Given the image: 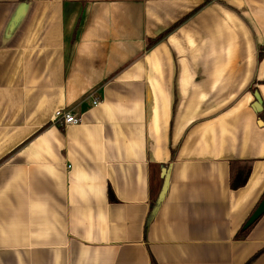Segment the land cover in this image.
<instances>
[{"label":"crops","instance_id":"crops-1","mask_svg":"<svg viewBox=\"0 0 264 264\" xmlns=\"http://www.w3.org/2000/svg\"><path fill=\"white\" fill-rule=\"evenodd\" d=\"M263 116L264 0H0V264H264Z\"/></svg>","mask_w":264,"mask_h":264},{"label":"trees","instance_id":"trees-1","mask_svg":"<svg viewBox=\"0 0 264 264\" xmlns=\"http://www.w3.org/2000/svg\"><path fill=\"white\" fill-rule=\"evenodd\" d=\"M182 21L183 20H181V22ZM181 22L175 23L173 26H171L170 28H168L167 30H165L164 32L159 34L157 37L149 40L148 43H147V47H151L156 42L160 41L167 33L172 31L173 29H175ZM250 172H251V167L249 165L243 164L240 161L231 162L230 163V176H229V186H230V188L232 190H236V189H239V188L243 187L245 185V183L247 182V180H248ZM108 196H109L110 200H112V201L115 200L114 195H113V193H112V191L110 189H108ZM263 196H264V194H263ZM263 196H262V198H263ZM262 198H261V200H262ZM260 201H259V203H260ZM258 204H257V206H258ZM255 222H253L251 225H249L246 228H244V225H243L241 227V229L239 230V233H238L237 237L243 238L248 233L249 229L255 224Z\"/></svg>","mask_w":264,"mask_h":264},{"label":"water","instance_id":"water-1","mask_svg":"<svg viewBox=\"0 0 264 264\" xmlns=\"http://www.w3.org/2000/svg\"><path fill=\"white\" fill-rule=\"evenodd\" d=\"M255 106L257 108H259L260 106V99H259V95L257 94V92H255ZM163 184L158 196V201H160L163 197L164 194L167 190V185H168V176H167V172L166 170L163 171ZM264 213V196L262 198V200L260 201V203L258 204V206L255 208V210L252 212V214L249 216V218L246 220L245 224H244V228L248 227L249 225H251L253 222H255L262 214Z\"/></svg>","mask_w":264,"mask_h":264},{"label":"built area","instance_id":"built-area-1","mask_svg":"<svg viewBox=\"0 0 264 264\" xmlns=\"http://www.w3.org/2000/svg\"><path fill=\"white\" fill-rule=\"evenodd\" d=\"M93 105H97L100 100L97 96L93 97ZM54 121L60 127H65L67 125H76L80 123L79 117H77L71 110L57 109L54 112Z\"/></svg>","mask_w":264,"mask_h":264}]
</instances>
